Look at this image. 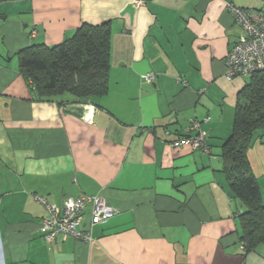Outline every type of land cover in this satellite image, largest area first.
Masks as SVG:
<instances>
[{
  "label": "crops",
  "instance_id": "crops-1",
  "mask_svg": "<svg viewBox=\"0 0 264 264\" xmlns=\"http://www.w3.org/2000/svg\"><path fill=\"white\" fill-rule=\"evenodd\" d=\"M137 1L0 6V264H264V244L247 251L241 241L244 208L222 158L248 79L226 76L243 34L228 6L257 11L264 0ZM105 23L109 90L96 107L65 104L68 95L37 100L17 54ZM192 121L207 133L209 153L174 145ZM248 158L264 204L263 132ZM34 195L59 207L67 197L101 196L117 213L92 229L91 243L48 244Z\"/></svg>",
  "mask_w": 264,
  "mask_h": 264
},
{
  "label": "trees",
  "instance_id": "trees-1",
  "mask_svg": "<svg viewBox=\"0 0 264 264\" xmlns=\"http://www.w3.org/2000/svg\"><path fill=\"white\" fill-rule=\"evenodd\" d=\"M24 0H0L6 3ZM2 16L0 12V17ZM20 73L30 82L37 100L68 95L71 104H93L109 90L111 28L84 24L60 44L32 45L17 54ZM264 133V71L248 77L239 93L233 131L223 146L222 158L230 190L244 211L239 216L245 249L264 244L263 198L248 158L255 135Z\"/></svg>",
  "mask_w": 264,
  "mask_h": 264
},
{
  "label": "built area",
  "instance_id": "built-area-1",
  "mask_svg": "<svg viewBox=\"0 0 264 264\" xmlns=\"http://www.w3.org/2000/svg\"><path fill=\"white\" fill-rule=\"evenodd\" d=\"M144 4V0H138L136 3L138 7ZM228 8L243 34L227 56V78L232 80L237 77H249L255 72L264 71V4L257 11L231 5ZM32 34L35 35L36 31ZM153 79V73L144 77L146 82H151ZM83 115L87 121L92 119L89 110H86ZM187 133L188 135L174 145L190 146L193 150L210 152L207 145V133L202 130L201 122L192 121ZM34 200L45 209L40 233L48 244H52L59 237H72L91 243L94 241L92 229L102 221L113 218L117 213L115 208L101 196L80 195L78 198H67L61 207L51 204L46 197L40 195H34ZM89 206L90 212L87 211ZM87 217L90 218L89 223H86Z\"/></svg>",
  "mask_w": 264,
  "mask_h": 264
},
{
  "label": "water",
  "instance_id": "water-1",
  "mask_svg": "<svg viewBox=\"0 0 264 264\" xmlns=\"http://www.w3.org/2000/svg\"><path fill=\"white\" fill-rule=\"evenodd\" d=\"M78 113L79 114H83L84 113L83 109L82 108H78Z\"/></svg>",
  "mask_w": 264,
  "mask_h": 264
},
{
  "label": "bare ground",
  "instance_id": "bare-ground-1",
  "mask_svg": "<svg viewBox=\"0 0 264 264\" xmlns=\"http://www.w3.org/2000/svg\"><path fill=\"white\" fill-rule=\"evenodd\" d=\"M68 198V197H67Z\"/></svg>",
  "mask_w": 264,
  "mask_h": 264
},
{
  "label": "rangeland",
  "instance_id": "rangeland-1",
  "mask_svg": "<svg viewBox=\"0 0 264 264\" xmlns=\"http://www.w3.org/2000/svg\"><path fill=\"white\" fill-rule=\"evenodd\" d=\"M248 80V79H247Z\"/></svg>",
  "mask_w": 264,
  "mask_h": 264
}]
</instances>
